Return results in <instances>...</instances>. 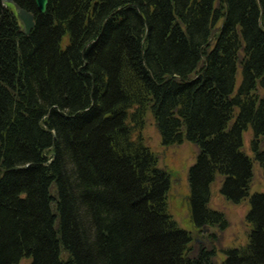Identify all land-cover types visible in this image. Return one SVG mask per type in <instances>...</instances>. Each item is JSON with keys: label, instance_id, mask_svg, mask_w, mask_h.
<instances>
[{"label": "trees", "instance_id": "16d2710c", "mask_svg": "<svg viewBox=\"0 0 264 264\" xmlns=\"http://www.w3.org/2000/svg\"><path fill=\"white\" fill-rule=\"evenodd\" d=\"M15 2L35 27L0 0V264H215L190 257L170 173L134 131L151 112L164 146H199L191 219L226 225L211 187L250 196L249 129L264 172V0ZM250 203L223 264H264V193Z\"/></svg>", "mask_w": 264, "mask_h": 264}, {"label": "rangeland", "instance_id": "374dc122", "mask_svg": "<svg viewBox=\"0 0 264 264\" xmlns=\"http://www.w3.org/2000/svg\"><path fill=\"white\" fill-rule=\"evenodd\" d=\"M241 79V69L238 73V83ZM234 120L228 125L232 129ZM141 137L146 146L155 154L159 167L168 171L171 176V187L168 193V210L178 227L191 234L193 239L190 246L193 253L190 257H196L200 247L213 252L211 257L215 264H223L231 250L247 244L251 224L247 215L251 209L250 197L255 193H264V172L257 160V156L251 150L253 134L251 129L243 134V151L250 157L253 165V177L250 183V196L239 204H234L221 194L224 178L216 177L211 187V200L209 208L224 215L226 225L218 223L216 226H205L202 229L195 227L191 219L190 210V171L196 165L200 148L198 145L184 141L182 144L164 146L151 112H148L142 129L134 131V139ZM264 150V138L262 140ZM20 264H30L29 260H23Z\"/></svg>", "mask_w": 264, "mask_h": 264}, {"label": "water", "instance_id": "95a60500", "mask_svg": "<svg viewBox=\"0 0 264 264\" xmlns=\"http://www.w3.org/2000/svg\"><path fill=\"white\" fill-rule=\"evenodd\" d=\"M2 2L12 7L20 23L21 32L24 35L29 36L35 27L34 14L23 9L21 6L18 5V3L15 2V0H2ZM34 2L36 4L38 11L41 14H45L48 8L49 0H34ZM213 39H214V36L212 37L211 41Z\"/></svg>", "mask_w": 264, "mask_h": 264}, {"label": "bare ground", "instance_id": "6f19581e", "mask_svg": "<svg viewBox=\"0 0 264 264\" xmlns=\"http://www.w3.org/2000/svg\"><path fill=\"white\" fill-rule=\"evenodd\" d=\"M207 253V252H206Z\"/></svg>", "mask_w": 264, "mask_h": 264}]
</instances>
